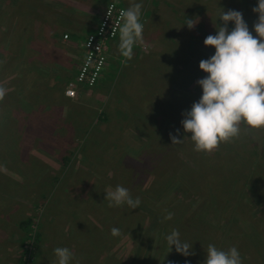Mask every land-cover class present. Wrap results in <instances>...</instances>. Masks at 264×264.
Instances as JSON below:
<instances>
[{
	"label": "rangeland",
	"instance_id": "obj_1",
	"mask_svg": "<svg viewBox=\"0 0 264 264\" xmlns=\"http://www.w3.org/2000/svg\"><path fill=\"white\" fill-rule=\"evenodd\" d=\"M50 1L0 0V264H54L56 247L73 252L71 264H204L209 244L235 246L243 264H264V128L257 142L242 125L238 139L206 153L194 151L181 124L185 106L202 96L197 81L207 73L199 63L215 53L204 39L216 34L214 24L223 26L219 13L240 11L256 36L258 0H135L143 4L144 32L133 58L117 53L120 38L109 44L107 65L117 67L119 58L118 76L128 79L113 88L123 96L92 88L77 98L67 124L51 106L67 45L54 43ZM196 17L190 30L186 21ZM90 31L82 28V39ZM159 54L174 67L148 59ZM138 72L152 86L141 84ZM140 111L146 115L133 120ZM170 133L182 143L172 144ZM255 177L259 193L246 186ZM117 185L139 197V208L108 206L106 191ZM27 219L29 231L21 228ZM173 229L194 255L168 246Z\"/></svg>",
	"mask_w": 264,
	"mask_h": 264
},
{
	"label": "clouds",
	"instance_id": "obj_2",
	"mask_svg": "<svg viewBox=\"0 0 264 264\" xmlns=\"http://www.w3.org/2000/svg\"><path fill=\"white\" fill-rule=\"evenodd\" d=\"M142 3L135 0L119 13L120 26L118 51L127 60L133 58L134 46L143 40L144 24L141 22ZM252 11L258 14L254 22V36L240 11L228 10L219 13L216 34L204 39L205 46L214 47L215 53L199 63V68L207 76L197 81L202 87V96L194 102L189 111L182 113L184 132L190 134L194 151L211 153L221 143L238 139L241 126L251 129L264 128V0H258V6ZM108 15L110 13L108 12ZM199 22V17L188 18L187 27L191 30ZM229 22L234 28L229 31ZM95 88V87H94ZM0 88V98L5 95ZM179 129H177V133ZM172 144L182 143L176 135L169 134ZM109 207L124 204L130 209L139 208V197L133 199L130 191L117 185L114 190L106 191ZM168 213L165 219H172ZM113 236L120 235L118 228L111 229ZM168 246L187 257L194 255L192 245L180 239L178 229H173L165 237ZM54 264H71L75 259L68 247H56ZM204 264H243L239 250L233 246L227 250L209 244ZM188 264V262H186Z\"/></svg>",
	"mask_w": 264,
	"mask_h": 264
},
{
	"label": "crops",
	"instance_id": "obj_3",
	"mask_svg": "<svg viewBox=\"0 0 264 264\" xmlns=\"http://www.w3.org/2000/svg\"><path fill=\"white\" fill-rule=\"evenodd\" d=\"M59 1H60L59 3H55V4H54V0H51L48 4L45 3L48 7L53 6L54 8L53 12L55 14H51L49 12V14L52 15L51 18L54 19L55 23H57L51 29V35L53 36L54 39H57L56 40L57 42L54 40V43L56 45L61 44V47L63 45L65 46L67 45V48L60 51L62 55L60 62L63 65V72H65V76L63 75L62 77L63 79L61 78L59 80L57 86L58 88H55V92H54V95L56 94L59 102H55V100L57 99L54 96V101L52 102L53 104L51 106L58 109V114L61 113V117L58 118L59 119L63 118V121L61 122L67 124L68 122L72 123L71 119H73L74 116L76 115V111L75 110L72 111L71 108L75 109L76 105L78 104L77 101H79L80 98L83 99L84 96H89V95L91 96L90 94L92 92L91 90H94L92 88L89 89L85 88L86 91H84V88L81 89L79 91L80 98L78 100L77 98L79 96L76 99H70L65 96V88L69 82L75 79L85 56L83 43L87 35L84 36V39H82L81 37L82 28H91L90 33L93 32L96 26L98 25L100 18L102 17V14L104 13L108 4H110L111 2H116L117 0H59ZM119 1L123 2V5L121 4L120 5L125 8H127L130 4L129 2H126L124 0H119ZM52 2L53 5H51ZM61 7H64L65 11H63L64 10L63 8L61 11ZM78 18H79V22L77 21ZM118 38L119 35L116 39H114L111 42V44H113ZM111 50L112 48L110 47V51ZM113 61L118 63L117 65H115L118 67L120 59L114 58ZM114 68L116 67H114L112 64L107 65L101 77V80L98 84L97 87L98 91H101L100 86H102V84L105 83V79L107 78V75H109V73H113ZM83 91L84 93H82ZM67 111L73 112V114L69 118L65 119L64 115ZM79 116L82 117L81 115ZM49 121H51V118L49 119Z\"/></svg>",
	"mask_w": 264,
	"mask_h": 264
},
{
	"label": "built area",
	"instance_id": "obj_4",
	"mask_svg": "<svg viewBox=\"0 0 264 264\" xmlns=\"http://www.w3.org/2000/svg\"><path fill=\"white\" fill-rule=\"evenodd\" d=\"M122 9L126 8L116 2L108 4L95 30L87 35L83 43V62L75 79L66 86V97L76 99L81 88H94L99 84L108 63L109 44L119 35V13Z\"/></svg>",
	"mask_w": 264,
	"mask_h": 264
},
{
	"label": "trees",
	"instance_id": "obj_5",
	"mask_svg": "<svg viewBox=\"0 0 264 264\" xmlns=\"http://www.w3.org/2000/svg\"><path fill=\"white\" fill-rule=\"evenodd\" d=\"M193 41H195V39H193ZM156 57H158V58H156ZM156 57H155V55H152V56H150L148 59H153L154 61L157 59H159V60H162V61H164L165 60V63H168V65H166V68H164V69H166L167 70V68H169V70L171 69V67H174V66H172V63H171V61H170V59L168 60L167 58L166 59H164V57H165V55H156ZM167 57H168V55H167ZM142 59V58H141ZM144 60V59H143ZM143 60H140L141 62H140V64L143 66V63H144V61ZM130 63V62H129ZM159 65H161V64H159ZM132 67H134V66H132ZM131 66L129 67V66H127V68H130V69H134L135 70V68H132ZM143 67H145V66H143ZM158 67H160V66H158ZM121 69V68H120ZM119 68H114V70H113V73H109V75H107V78L105 79V83H103L102 84V86H100V89H106L107 90V92H108V95L110 94V95H112V94H114L115 96H119L118 98L120 99L122 96H123V93L122 94H120L119 95V93L120 92H113V88L115 87V84H117V86H118V89H120L122 86H124L125 84H126V82L128 81V79L126 78V79H124L125 77H123V76H121L120 78H119V76L122 74V72H120L119 70H120ZM160 71V70H159ZM118 72H119V76H118ZM150 72H151V75L150 76H152L153 78L154 77H157V75H154L153 73H152V71L150 70ZM158 74H159V77L161 76V77H165V76H163V75H161L159 72H157ZM146 74H149V72H147ZM138 78H139V80H142L141 81V84H144V85H147L148 87L149 86H152V84L149 82L150 80H151V78H149V77H147V76H144V75H142L141 76V72H138ZM141 76V77H140ZM177 77V76H176ZM98 87V85L96 86V88ZM197 89H200V87L199 86H197ZM196 89V91H195V93L196 94H194V97H199V90H197ZM52 90H53V88H52ZM132 98V97H131ZM186 108H189V109H191V105H189V104H187L186 106H185ZM144 112H142V111H140V113H137L134 117H133V120H135V119H140V115H142ZM144 115H146V113H144L143 114V116ZM180 118H183V117H180L179 116V119ZM104 121H108L109 120V116L106 114V113H104ZM103 119H102V121H103ZM70 125V124H69ZM3 130V129H2ZM2 130H0L1 132H3ZM261 130V128L260 129H253L252 130V139L253 140H255V141H257V142H259V139H260V137H261V132L262 131H260ZM262 143H260V145H261ZM253 166H254V164H253ZM23 169H25V168H23ZM252 169H254L253 167H252ZM255 171V170H254ZM260 178L259 177H255V179H254V182H251L250 184H246V186H251V189H253L254 191H256V193H259V180ZM229 181V180H228ZM230 181L231 182H233V183H235L237 180L235 179V177L234 176H231V179H230ZM230 183V182H229ZM260 195V197H261V194H259ZM11 197H15L16 195H10ZM262 198V197H261ZM241 223V222H240ZM31 224H32V221L31 220H29V219H27V220H24V221H22L21 222V228L23 229V230H27V231H29L30 230V226H31ZM229 223L227 222L226 223V225H228ZM230 224H234V221H231L230 222ZM244 224H247V223H244Z\"/></svg>",
	"mask_w": 264,
	"mask_h": 264
}]
</instances>
